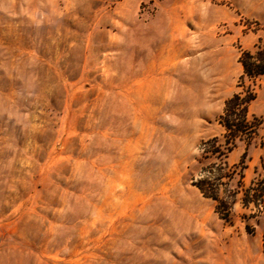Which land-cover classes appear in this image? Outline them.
I'll return each mask as SVG.
<instances>
[{
	"label": "rangeland",
	"instance_id": "rangeland-1",
	"mask_svg": "<svg viewBox=\"0 0 264 264\" xmlns=\"http://www.w3.org/2000/svg\"><path fill=\"white\" fill-rule=\"evenodd\" d=\"M258 45L264 0H0V264H264Z\"/></svg>",
	"mask_w": 264,
	"mask_h": 264
},
{
	"label": "trees",
	"instance_id": "trees-1",
	"mask_svg": "<svg viewBox=\"0 0 264 264\" xmlns=\"http://www.w3.org/2000/svg\"><path fill=\"white\" fill-rule=\"evenodd\" d=\"M240 63L243 67V79L249 78L253 85H256V78L264 75V45L257 46L255 52L245 51L240 58ZM256 97L254 88L243 95L242 93H235L225 103L224 113L221 115V123L225 127L224 143L226 151H232L236 147L237 139H242L244 135L250 134L252 131V122L248 119V105ZM223 141L214 137L204 142L205 146L213 148L214 153L221 156H226L222 151ZM203 181L197 183L198 188L206 197H211L221 205L223 201L216 194H209L204 191Z\"/></svg>",
	"mask_w": 264,
	"mask_h": 264
}]
</instances>
